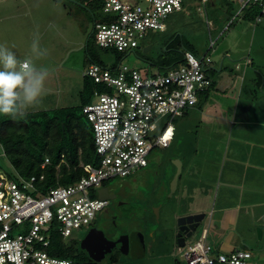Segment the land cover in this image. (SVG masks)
<instances>
[{
    "label": "rangeland",
    "instance_id": "374dc122",
    "mask_svg": "<svg viewBox=\"0 0 264 264\" xmlns=\"http://www.w3.org/2000/svg\"><path fill=\"white\" fill-rule=\"evenodd\" d=\"M102 7V2L98 0L0 1V45L7 46L18 58L25 59L30 56L31 44L38 36L40 47L48 50L45 58L35 61L38 67L44 66L49 70L46 93L42 102L27 113L81 107L82 98L88 96L84 92L83 77L88 67L97 63L111 68L126 56L125 53L103 50L96 45L94 23L101 18ZM229 7L238 9L237 0H211L202 11H198L194 0H185L184 12L169 16L167 32L151 31L136 53L123 60L125 65L151 77L179 68L181 64L169 66L171 61L181 56L177 51L191 50L200 57H211L215 65H220L225 52L232 51L233 45H237L245 48L244 53L254 58V67L250 65L246 75L242 61L234 63L227 57L234 86L228 90L208 88L199 96L200 102L189 112L188 119L176 118L174 126L177 132L171 148L154 149L148 157L147 167L137 170L133 176L117 177L107 182L110 187L136 190L141 183H154L162 172L175 178L179 165L184 166L180 190L169 205L123 207L122 229L127 233L140 230L146 240L140 256L124 257L120 264H187L175 242L178 219L187 213L208 208V217L188 244L199 241L205 229L209 232L207 242L212 243L214 227L210 217L220 208L213 207L218 193L220 196L232 194L234 203L242 208L238 212L239 222L230 226L236 231L234 243L241 241L240 238L245 239L248 249L256 255L264 247L259 237V229L264 227H256L251 221L254 215L259 221H264V205L252 206L254 202H264V20L254 23L236 19L230 25L224 14ZM144 46L151 48L144 52ZM238 63L239 68L236 67ZM257 69L261 70V77ZM211 75L217 82L218 75ZM98 88L103 91L101 86ZM206 103H209L208 110L213 113L211 110L222 107L221 117L225 119H215L205 112L203 106ZM3 116L0 115V118ZM83 120L90 126L85 115ZM0 173L19 176L5 157L2 147ZM184 184L185 192L182 191ZM194 187L201 189L211 207L180 205L178 199L183 193L187 201L193 198L191 189ZM92 197L99 198L97 189ZM130 216L138 221L127 222L126 218ZM139 219L149 222H139ZM90 229L75 230L70 238L65 239L64 246L81 255V251L84 253L89 249L86 240ZM21 232L22 229L16 228L13 235ZM51 248L53 246L49 249L52 256ZM219 251H223L222 248Z\"/></svg>",
    "mask_w": 264,
    "mask_h": 264
},
{
    "label": "built area",
    "instance_id": "2783aa9c",
    "mask_svg": "<svg viewBox=\"0 0 264 264\" xmlns=\"http://www.w3.org/2000/svg\"><path fill=\"white\" fill-rule=\"evenodd\" d=\"M101 1L103 13L94 23L96 45L125 57L135 53L151 31L166 32L169 16L185 5V0ZM194 1L198 11L210 3ZM238 1L239 14L255 7V21L263 22L264 0ZM125 57L111 68L93 63L84 72L83 77L103 91L97 88L83 109L93 129L96 161L81 163L84 176L78 182L51 188L44 174L8 179L0 173V264H76L49 254L53 234L64 243L75 230L90 229L108 205L107 199L92 197L95 189L99 195L105 182L147 167L154 149L170 148L176 118L195 107L199 95L211 86L209 56L199 58L186 51L179 68L151 77L125 65ZM49 164L46 158L42 169ZM16 228L22 232L13 235ZM206 237L204 230L199 241L179 247L187 264H247L252 257L242 250L212 254Z\"/></svg>",
    "mask_w": 264,
    "mask_h": 264
},
{
    "label": "trees",
    "instance_id": "16d2710c",
    "mask_svg": "<svg viewBox=\"0 0 264 264\" xmlns=\"http://www.w3.org/2000/svg\"><path fill=\"white\" fill-rule=\"evenodd\" d=\"M230 9L226 15L231 18L233 15ZM257 13V8L251 7L247 10L245 18L254 21ZM182 63V56H179L171 61L169 66ZM84 79V92H87L88 96L82 98L81 107L30 112L15 120L5 115L0 118V146L21 178L28 179L44 174L46 187L68 186L84 176L81 163H95L93 129L91 124L89 126L84 122L83 109L92 102L98 86L93 81ZM46 158L50 160V164L42 169L41 165ZM5 176L8 179L18 177L11 173H6ZM105 185L107 182L103 186ZM51 246V254L54 257L70 259L76 264H90L85 252L81 251L82 254L78 255L72 249H67L57 234H53Z\"/></svg>",
    "mask_w": 264,
    "mask_h": 264
},
{
    "label": "flooded vegetation",
    "instance_id": "af4514ba",
    "mask_svg": "<svg viewBox=\"0 0 264 264\" xmlns=\"http://www.w3.org/2000/svg\"><path fill=\"white\" fill-rule=\"evenodd\" d=\"M176 162L175 160L177 170ZM183 167L182 164L181 173L178 176L176 186H173L174 176L171 177L166 172L159 174L158 177L155 178L154 183L139 184L136 190H121L108 185L103 186V188L108 189L110 198L108 199L107 207L100 214L98 221L90 229V232L95 230L88 244L89 249L85 251L87 257L90 259V264H120L124 257L131 255L137 258V256H140L139 254L141 251L145 249L146 236H144L140 230H133L127 233L122 229L124 228V226L121 225L123 222L122 219H124L122 218L123 207H166L170 204L172 197L180 190V182L184 172ZM183 187L184 185L182 186V191L185 190ZM183 195L184 193L178 199L181 206H186L187 203L190 205L196 199H192V203H190V200L187 201L184 199ZM191 214H198V212ZM126 219L127 222L138 221L132 216ZM140 221L144 223L149 222V220L139 219V222ZM188 226L191 227L190 225ZM199 227H196L192 237L198 231ZM190 232H192L191 229L189 230V228H187L186 231H181V227L178 226L177 238L175 241L176 245L179 244L180 239H183L185 244H187L188 240L192 238L187 237ZM122 236L129 237L127 254L123 252L122 243L120 242Z\"/></svg>",
    "mask_w": 264,
    "mask_h": 264
},
{
    "label": "crops",
    "instance_id": "0c3cea01",
    "mask_svg": "<svg viewBox=\"0 0 264 264\" xmlns=\"http://www.w3.org/2000/svg\"><path fill=\"white\" fill-rule=\"evenodd\" d=\"M210 2H211V0H210ZM237 2L239 4L238 9L235 10L234 7H229V8H231L230 10H231V13L233 15L231 18L226 15L227 11L224 13L227 20L230 21L231 25L236 19L245 20V21L247 20L245 18V14H246L248 9L245 10L243 14L242 13L239 14L242 6L238 0H237ZM181 12H184V10ZM167 31H168V23H167ZM148 47L149 46H144V50L147 49ZM172 50L175 51L174 49H172ZM177 52H179L182 56V59H184L183 53H185L186 50L177 51ZM244 52H245V48L241 49L240 46L233 45L232 51L227 50L225 52L226 54H224L225 56L222 57V59L220 61V65H215L213 63V60H212V64L207 68V75H208L209 79L211 80V86L210 87H212V88L214 87V89L215 88H218V89L221 88V89L228 90V89H230V87L234 86V82L232 81L233 73H231L232 69H231L230 65H228L226 63L227 57L231 58L232 62H234V63L242 61V63L244 64V68L246 70L245 74L246 75L248 74L249 66L251 65L254 67V58H251L250 55L245 54ZM135 53H136V51H135ZM192 53H194V52L192 51ZM194 54L197 57L202 58V57L198 56L196 53H194ZM239 65L240 64L238 63L236 67L239 68ZM257 72H258V75L261 74L260 69H257ZM210 74H216V76L218 75V81L217 82L215 81V79L213 78V75H211V77H210ZM246 75H245V77H246ZM259 76L261 77V75H259ZM199 102L200 101H198V103ZM208 104L209 103H206L203 106V108H204L203 110L205 112H208L209 115L211 117H214L215 119H220V120L225 119L224 117H221L222 109H223L222 107H217L215 110H211V111H214V113H213V112H210L208 110V109H210L208 107ZM195 107L185 110L184 114L178 118L188 119L190 116L189 112H191V110H193ZM174 129H175V135H176L177 127L174 126ZM183 188L186 189L185 184H184ZM191 190H193V193H194L193 198H191V200L194 198H196V199L193 203L190 200V203H192V204H190V205L187 204L184 207H211L208 204V200L206 199V195L201 191L200 188L196 190V187H194ZM184 192H185V190H184ZM184 199H186V198L184 197ZM234 201H235V199L233 198L232 194H230V196H220L218 193L217 198H215V204L213 207H220V208L218 209V211L215 214H213V216L211 215V217H210V220L212 221V222L210 221L211 226L214 227V231L211 233L213 242L212 243L207 242V240L209 238V236H208L209 232L207 231L206 243L212 247V254H217V253L228 254V253H231V252L236 251V250H242V251L250 252L252 254V257L248 261L247 264H264V247H263L262 251L258 255H256L248 249V245L246 244L245 239L240 238L241 241L237 240L236 243H234L235 239H236V231H234L233 229H230V226L234 222L235 223L239 222L238 221V212L240 211V209H242L240 204H238V203L235 204ZM256 205H260V206L264 205V202L263 203H255V202L252 203V206H256ZM207 209L206 208L199 209V210H197V212L198 213H204L206 215V217H205V219H206L208 217L207 216L208 214L206 212ZM191 213H194V212H191ZM191 213H187L185 215H189ZM216 214H217V217L215 216ZM259 220L260 219H258L257 216H255V215L252 216V218H251V221L254 223V225L256 227H259V226L264 227V221L263 220L259 221ZM205 230H207V229H205ZM262 232H263V234L260 237L261 243L264 242V228L262 229ZM220 248H222L223 251H219Z\"/></svg>",
    "mask_w": 264,
    "mask_h": 264
},
{
    "label": "clouds",
    "instance_id": "9594fccd",
    "mask_svg": "<svg viewBox=\"0 0 264 264\" xmlns=\"http://www.w3.org/2000/svg\"><path fill=\"white\" fill-rule=\"evenodd\" d=\"M14 47V46H13ZM37 36L31 44V54L20 59L5 45H0V115L14 120L27 115L30 108L42 102L49 70L35 61L45 58Z\"/></svg>",
    "mask_w": 264,
    "mask_h": 264
},
{
    "label": "water",
    "instance_id": "95a60500",
    "mask_svg": "<svg viewBox=\"0 0 264 264\" xmlns=\"http://www.w3.org/2000/svg\"><path fill=\"white\" fill-rule=\"evenodd\" d=\"M150 48L151 47L149 46L147 49L144 50V52H148L150 50ZM180 173H181V165H179L177 174L175 175V178L173 180V186L174 185L176 186L177 180H178V176H179ZM99 198L100 199H107V200L110 198L109 195H108V189L107 188H103V189H101L99 191ZM205 217H206V215L204 213H198V214H191V215H187V216H182V217H180L178 219V226L181 227V231H186L187 228H189V230L191 229L192 232H190L187 235L188 238H191L193 232L196 229V227L200 226V224L204 221ZM188 225H190L191 227H189ZM94 232H95V230H92L89 233V235L87 237V240H86V241H88L86 243V247L89 246L88 245L89 241L92 238ZM98 233H101V232H98ZM261 235H262V230L259 229V237H261ZM120 242L122 243L123 252L125 254H127L128 253V248H129V244H128L129 237L128 236H122L121 239H120ZM184 246H186L185 241L183 239H180L178 247H184Z\"/></svg>",
    "mask_w": 264,
    "mask_h": 264
}]
</instances>
